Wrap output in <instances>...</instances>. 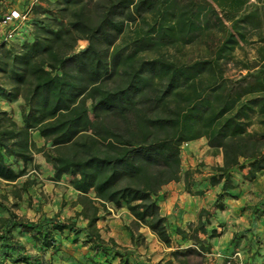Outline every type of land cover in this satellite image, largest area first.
Wrapping results in <instances>:
<instances>
[{"label":"trees","instance_id":"obj_1","mask_svg":"<svg viewBox=\"0 0 264 264\" xmlns=\"http://www.w3.org/2000/svg\"><path fill=\"white\" fill-rule=\"evenodd\" d=\"M11 1L0 0V19ZM248 2L32 5L15 38L0 40V99L22 101L18 121L0 108V181L8 187L0 191V264L67 262V242L85 248L91 264H149L103 238L97 221L108 204L125 208L132 242L146 227L170 247L159 192L182 181L186 192L202 193L193 190V172L182 170L180 147L204 138L221 155L204 178L219 188L213 209H200L187 231L176 229L191 245L172 249L162 263L202 264L208 240L218 235L207 230L210 218L234 197L233 171L245 169L240 178L251 181L264 170V7ZM80 40L86 45L77 49ZM33 154L51 166L49 180L68 177L79 206L74 218L14 212L24 195L31 203Z\"/></svg>","mask_w":264,"mask_h":264},{"label":"crops","instance_id":"obj_2","mask_svg":"<svg viewBox=\"0 0 264 264\" xmlns=\"http://www.w3.org/2000/svg\"><path fill=\"white\" fill-rule=\"evenodd\" d=\"M15 5V0H12L9 7H14ZM19 104H22L19 98L14 100L0 99V108L11 111L16 121L19 120ZM13 105L17 107L16 110ZM32 138L37 146L44 144L43 138L38 136L36 132L32 133ZM199 142L205 143L204 138L191 141L189 143L190 148L196 149L195 146ZM187 154L189 155V153ZM33 159L40 171L44 170L48 176L52 175L51 166L45 162L40 154H33ZM203 160L205 163H208L205 168L208 172L210 166L221 163V155H213L210 152ZM188 161L190 166H186V170L195 169L197 165L195 164L196 162H193V157H189ZM182 163L183 160L181 157V166ZM245 172V169L240 172L236 170L233 171V183L236 187L232 193L235 196L225 198L224 208L222 210H215L213 216L210 218V224L207 230L215 229L218 235L208 240L211 246L209 251L204 253L202 264H264V215L255 218L251 213V211L257 207L256 204L264 203V170L257 173L255 178L251 181L240 178V175ZM208 174L209 173L205 174L204 178ZM193 177L195 179V172L193 173ZM60 181L62 182L63 178ZM60 181L55 183L59 184ZM198 181L199 180L195 181L196 183H194L193 190H202L201 194L186 192L182 181L169 182L164 185L159 192L158 204L160 206V212L165 216L168 225L169 236L171 238L170 247H166L160 243L146 227H140L139 229V233L144 236L145 240L156 241L163 250L168 251L167 256L161 259V264L170 258V251L172 249H184L191 245V241L181 238L176 232V229L180 228L187 231L188 224L196 221L200 209H213L215 194L219 190L218 186H211L205 179L202 180L201 183H197ZM68 188L70 187L68 186ZM107 208L111 213L110 216L106 218L108 227L106 229L107 236L105 239L108 237L113 238L119 248H125L136 255L137 250L135 247L137 241L135 243L132 242L127 231V226L118 219V217L129 218L127 210L125 208L116 209L111 204H108ZM76 210H79V207L76 208ZM39 213H43L46 216L54 215V212H50V208L47 210L40 202H37L34 205V218L31 217L29 219L35 220ZM58 217L62 219L63 216L59 215ZM102 219L103 217L101 216L97 221L98 227H100L99 223L103 221ZM84 222L85 220L81 219L79 225H83ZM99 230L102 235V230L100 228ZM200 237L203 238L204 235L200 234ZM256 237L260 240L258 245L253 244ZM21 241L25 242V237H22ZM26 247L28 248V245H26ZM150 251L151 250H148L147 253ZM80 253L81 252L77 249L70 251L69 255H67L68 253L66 254L69 261L57 262V264H91V262L83 258ZM173 264L176 263L174 262Z\"/></svg>","mask_w":264,"mask_h":264},{"label":"rangeland","instance_id":"obj_3","mask_svg":"<svg viewBox=\"0 0 264 264\" xmlns=\"http://www.w3.org/2000/svg\"><path fill=\"white\" fill-rule=\"evenodd\" d=\"M249 2L247 5L251 7L252 5H257L259 7H264V0H248ZM15 6L10 7V8H15V9H21L23 7V0H15ZM18 5V7H17ZM20 5V6H19ZM1 32V28H0ZM86 42L83 40L78 41L77 43V49H81L85 47ZM14 109L16 110L17 107L15 105ZM206 142L205 143H198L195 147L196 149H191L189 144L187 148L184 150L182 153V170H186V166L189 165L188 158L193 157V162H196L195 164L197 165L195 169H188L191 170L193 173H196L195 181L201 180L204 178V175L209 173L210 169L207 170L205 169L208 163L204 162V157L210 154V150L206 147ZM189 153V155L187 154ZM41 155V154H40ZM42 156V155H41ZM200 168V169H199ZM31 176H34L37 180V183L35 185H32L31 187L28 188L27 190V198H30L31 203H27V200H25L26 195H24V199L22 201L18 202V207L14 208V212H16L19 215H23L27 218H34L33 211H34V205L37 202H40V204L44 208H50V212H54V214H58L63 216L62 219L66 218H74V213L77 211L76 208H78V205H74L73 202L76 198V193L72 191L70 188L67 186V181L68 177L63 178V181L59 184H56L54 181L49 180V177L45 171H40L38 168L37 170H30L29 171ZM203 174V175H202ZM194 178V177H193ZM19 183V181H18ZM7 185L3 182L0 181V191H5L7 190ZM235 196V195H234ZM35 202V203H34ZM257 207L251 211L253 216L255 218H258L262 215H264V203L261 204H256ZM56 210V211H54ZM109 211V210H108ZM110 211L109 213H104L102 212V217L103 221L100 222L99 228L102 230V235L104 238H106V229H107V224H106V218L110 216ZM129 215V213H128ZM131 216L129 215V218H121L120 221L126 226L129 225ZM81 218L76 219V223L80 224ZM124 225V226H125ZM140 229V228H139ZM139 229L137 232H139ZM136 232V231H135ZM258 239V237H257ZM29 246V245H28ZM31 249V247L29 246ZM68 248L69 251H66L68 254H70V251H74L75 249L79 248L78 245L75 243L67 242L66 249ZM135 249L137 250L136 257L143 261V262H149L150 264H161L160 261L161 259L165 258L167 256L168 251L163 250L162 247L158 242H153L150 240H145L144 236L142 238H139L136 243ZM85 248H80L79 252L80 254L83 255ZM148 250H151L149 253ZM66 253V254H67ZM72 256V255H71ZM194 260V259H192ZM198 260V259H196ZM115 264V263H113Z\"/></svg>","mask_w":264,"mask_h":264},{"label":"built area","instance_id":"obj_4","mask_svg":"<svg viewBox=\"0 0 264 264\" xmlns=\"http://www.w3.org/2000/svg\"><path fill=\"white\" fill-rule=\"evenodd\" d=\"M37 0L30 2L23 9L10 8L0 19V40L11 41L18 34V30L24 22L30 17L32 5ZM188 142L182 143L180 150L181 155L188 146Z\"/></svg>","mask_w":264,"mask_h":264}]
</instances>
